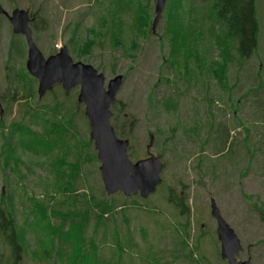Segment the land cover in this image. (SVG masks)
I'll return each instance as SVG.
<instances>
[{"label":"rangeland","instance_id":"374dc122","mask_svg":"<svg viewBox=\"0 0 264 264\" xmlns=\"http://www.w3.org/2000/svg\"><path fill=\"white\" fill-rule=\"evenodd\" d=\"M110 2L113 4L112 1ZM0 3L10 13L16 7H28L36 14L38 13L40 17L43 16V19L46 17L48 20L47 28L41 31L33 30V37L41 52L47 57L58 52L63 46H67L75 61H77V58L73 54V45L68 40L70 29L76 23L74 21L82 18L86 25H91L96 18L90 11H98L100 8V0H0ZM255 4L258 34L257 47L253 55L243 60L242 63L240 60H237L234 64L230 62L229 67L222 70L227 77L224 85L218 84L211 74L209 83L206 81L205 84L208 91L204 84L199 83L197 86L188 88L184 81L178 83L177 89L175 85L177 82L176 74H173L167 65L163 68L165 59H168L171 55L170 51L168 53L167 39H160L161 34L165 35L166 18L164 16H162L156 30L152 31L149 38L145 35L141 36L137 50L138 55L135 58L125 55L121 48H114L110 45V39L107 37L103 40L105 42L104 47L95 45L88 54L80 59V61L90 63L98 70L100 68V72H103L106 76V85L110 77L120 73L124 75L123 84L118 89L117 99L111 110L113 113L121 111L118 119L119 127L128 129L132 123L131 120H133V123L136 122L134 134L130 137L132 153L136 156L132 155L130 158L135 161L137 157L146 155L145 150L151 149L150 151L160 156L164 163L162 182L149 195V199L144 201L147 205L157 207L156 211L148 210L152 211L154 213L152 216L158 218L164 226L156 229L155 225L152 224V217L149 218L146 212L139 208L130 209L128 213L131 217L132 226L140 223L149 226L151 231L148 242L156 241L155 248L162 247L168 242L170 248L173 246L175 250L182 249L184 245L188 251L187 243L189 244V240H186V235L179 231L181 226H179V219H177L182 217V213L175 211L166 202L168 196L167 185L175 186V191L179 194H188L187 203L191 208V220L194 223V235L190 239V243H192L190 247L198 248V250L196 249V255L198 259H203V264H228L221 256L222 247L217 236V220L211 211L213 200H215L223 217L241 240L242 249L237 258L239 260L250 259L251 264H264V0H255ZM107 5L104 7L106 15H108ZM192 6L198 8L200 17L207 19L206 23L199 26L200 29L194 30L193 33V27H189V37L192 39L195 50L201 48V57L205 65H208L207 72L210 73V65L213 64L214 57L220 59L219 50L211 51L206 47L199 46L198 37L202 42L203 38L209 37L212 33L208 21L211 10L203 7L201 2H196V5L187 4L186 8L189 9ZM114 8H116L115 3L112 10ZM152 11L154 12V3ZM136 16L137 14L133 11L131 15L125 16L126 29L135 20ZM7 19L6 15H0V94L4 93L8 86L14 90L13 85L15 83L9 81L13 79L14 73L17 71L22 73L27 69V42L23 36L20 37V35L13 32L12 25ZM16 39L23 41L21 45H16L17 55L11 49V45L16 42ZM230 42L233 43V41H229L228 44ZM60 43L61 47L58 48ZM54 48H57L56 52H52L55 51ZM180 48L182 51L183 43L181 41ZM182 54L183 52H180L179 62ZM190 54L192 53L190 52ZM194 59L192 61L191 58L186 60L193 71L196 69L195 62L197 58L194 57ZM170 61L171 59H169ZM161 72L164 76L170 77L168 82L170 84L160 81ZM208 73L206 74L209 75ZM38 85L37 82L35 86L37 93ZM168 94H172L179 99L182 106L181 112L167 114L161 111L157 115H154L153 110L150 112V95L160 98ZM47 95L46 92L43 97H40L38 93L37 100L40 99L43 103L48 102L53 98V95L48 97ZM77 96L78 94L76 98ZM208 96L214 98L212 106L209 105L208 99H206ZM22 101L14 102L12 112L7 109L5 103L1 102L0 117L3 115V118L9 119L8 121L19 119L21 116L19 105ZM82 107L84 109L83 104H79L77 107L78 128L80 132L82 128L85 129V133L83 132L84 135H82L90 137L91 129L88 132V121L87 119L83 121L81 117ZM152 116L156 118H152ZM112 118L111 123L114 120ZM179 118H182L181 120L185 126L179 128L177 136L170 137L167 140L169 127L176 124ZM213 118L216 119L215 122L225 121L224 123L229 127L228 134L230 132L232 134L229 135L227 145H223L224 138L219 135L218 140L216 139L213 144L209 142L206 145L207 149L201 152L198 149L200 147L198 140L200 137H193L194 139L190 140L184 131H187V134L191 133L192 130L189 126H192L196 120L198 123L205 124L206 119L211 120ZM237 128H240V130H237ZM1 129L0 127V131ZM159 129L162 131L160 132ZM206 129L208 131L204 132L201 137L209 136L210 138V127L209 129L206 127ZM151 135L154 136L152 140L150 139ZM2 141L0 134V201H2V194L5 201L14 192L12 188L22 192L21 186L23 184L28 185L27 190L30 194L42 198L44 192L42 186L38 184V175L50 176L47 169L45 170L34 164L36 173L28 175L23 183L20 182L19 184L15 182L17 177L14 172L6 169L9 177L7 180L2 169L6 162L5 155L1 153ZM221 149H223V152L215 154V151ZM203 153L205 159L208 160L206 164L210 167L211 162V168L215 173L210 171L205 176L197 169L198 158ZM26 157L23 155V159ZM12 160L15 162L14 158ZM217 163H219V167ZM99 166L100 163L96 167L98 172H94L92 177V187L97 192H102ZM21 168L26 171L25 167L21 166ZM17 193H14L16 200H18ZM56 198H63V196L59 195ZM151 201L156 204H152ZM3 206L5 205L3 204ZM22 209L23 207L17 202L15 219L20 224H24L25 219L26 222L35 221L32 215L28 216V212H25L26 209ZM25 234L30 239V245L21 264H54V260L59 257V252L55 250L50 256H46L42 252L44 248L52 251V243L48 233L38 229L36 235L31 233V230H26ZM138 239L141 240L140 237ZM142 242V244L146 243L145 241ZM7 246L8 244H4V240L0 236V264H9L10 247ZM101 249L100 255L102 258L115 264H154L155 256L159 252L154 251L153 255L149 257L147 255L149 244L146 247H139L137 250L139 253L129 249L128 245L117 249L108 244ZM41 253L46 256L45 262H39ZM169 257L171 256L168 254ZM187 263L190 264L188 261ZM192 264L196 263L192 262Z\"/></svg>","mask_w":264,"mask_h":264},{"label":"trees","instance_id":"16d2710c","mask_svg":"<svg viewBox=\"0 0 264 264\" xmlns=\"http://www.w3.org/2000/svg\"><path fill=\"white\" fill-rule=\"evenodd\" d=\"M156 1L100 0L99 10L90 11L96 18L91 25H86L82 18L74 21L76 23L70 29L68 40L73 45L72 50L77 58L76 60H80L82 56L88 54L95 45L104 47L105 42L103 40L107 37L110 39V45L114 48H121L125 55L135 58L138 55L137 50L141 36L145 35L149 38L153 31ZM167 1L162 15L166 18L165 35L161 34L160 39H167L168 53L170 51L171 55L168 59H165L163 68L167 65L169 70L176 74L177 82L175 85L177 89L180 81H184L188 88L197 86L199 83L205 86L207 82L209 83L211 74L218 84L224 85L227 77L222 70L227 69L230 62L234 64L237 60H240L242 63L243 60L253 55L257 47L258 34L255 0ZM196 2H201L203 7L211 10L208 21L212 33L209 37L203 38L202 42L198 37L199 46L206 47L211 51L219 50L220 59L214 57L213 64L210 65V73L207 72L208 65H205L201 57V48L195 50L192 39L189 37V27H193V33L194 30H199L198 27L204 25L207 21V19L199 16L197 7L186 8L187 4L196 5ZM114 3L118 12L116 8L112 10ZM153 3L154 12L152 11ZM105 5L108 6V15L104 13ZM132 11L137 16L135 22L132 21L127 30L125 16L131 15ZM40 19L42 23L37 25ZM31 25L34 30H45L48 26V20L46 17L43 19V16L40 17L39 15L37 20H32ZM24 40L26 41L25 38ZM180 41L183 43L182 51L180 50ZM229 41H233V43L228 44ZM22 43V40L16 39V42L11 45V49L16 55L18 53L17 46ZM54 50L52 52H56L57 48H54ZM180 52H183V54L179 62ZM194 57L197 58L196 62L198 64L195 62L196 69L193 71L186 60L191 58L192 61ZM169 59H171L170 62ZM175 68L178 69L174 70ZM161 76L160 81L170 84L168 83L170 77L163 74ZM9 82L15 83L13 85L14 90L8 86L6 91L0 94V103H5L7 109L12 112L14 102L23 101L19 105L21 112L19 119L8 121L9 119L3 118V115L0 117V127L2 128L0 134L3 139L1 153L5 155L6 159L2 167L4 175L8 180L6 169H10L17 177L15 182L17 184L23 183L28 175L36 173L34 164L45 170L47 169L50 174L47 177L38 175V184L42 186L44 192L42 198L30 194L27 190V184L21 186L22 192L12 188L14 192L5 201L3 194L1 196L0 236L3 238L4 244L6 243L10 247L9 264H21L30 245V239L26 237L25 231L31 230V233L36 235L38 229L46 231L52 243V251L44 248L42 250L45 253L44 255L50 256L55 250L59 252V257L54 260V264H115L107 262L100 255L101 248L108 244L117 249L128 245L129 249L136 251L135 253L138 252L139 247H146L149 244V251L147 252L149 257L153 255L154 251H159L158 255L155 256L154 264H188L187 261L190 264L192 262L203 264V259H198L196 255L198 248L190 247L192 246L190 239L194 235V223L191 220V208L187 203V193L181 195L175 191V186L167 185L168 196L166 202L175 211L182 213V217L177 219H179V226H181L179 231L186 235V240H189V244L187 243L188 251L183 244L182 249L175 250L173 246L170 248L168 242L162 247L155 248L156 241L148 242L151 231L149 226L142 223L136 226L133 224L132 226L131 217L128 213L130 209L135 210L137 208L146 212L149 218L152 217V224L155 225L156 229L164 226L158 218L152 216L154 214L152 211H156L157 207L144 203L150 196L142 197L137 194L128 197L122 192L109 194L101 177L99 178L102 183V192H97L92 187V177L94 172H98L96 167L101 162L98 159L94 140L91 137L83 136L85 129L82 128L83 130L81 129L80 132L78 128L77 107L80 104L76 98L79 93L77 92L78 87L67 92L61 85L57 84L47 92V97L53 95V98L43 103L40 99L37 100L38 93L35 86L38 81L27 69L22 73H18V71L14 73L13 79ZM205 88L208 91L206 86ZM206 99H208L209 105L212 106L214 98L208 96ZM150 107V112L153 110L154 115L161 111L167 114H177L182 109L179 99L172 94L160 98L150 95ZM119 113H113L112 119L114 120L112 124L119 137L130 140V137L134 134L136 122L133 123V120H131L132 123L128 129L119 127ZM81 117L83 121L87 119L89 132L91 128L85 113V106L84 109L82 107ZM152 118L156 117L152 116ZM181 119L179 118L176 124L169 127L167 140L170 137L177 136L179 128L185 126ZM215 120L214 118L211 120L206 119L205 124L198 123L196 120L192 126H189L192 130L191 133L187 134V131H184L190 140H193V137H200L198 139L200 146L198 149L201 152L207 149L206 145L209 142L213 144L216 139L218 140L219 135L224 138L223 145H227L229 135L232 134V132L228 134L229 127L224 123L225 121L215 122ZM206 127L208 129L210 127V138L209 136L201 137L204 132L208 131ZM237 130H240V128H237ZM159 131L162 130L159 129ZM131 146L132 143L129 146V155L136 156L132 153ZM222 150L215 151V154L221 153ZM23 155L27 157L23 159ZM206 159L203 153L196 164L197 169L205 176L210 171L215 173L211 168V162L210 167L206 164V161H208ZM213 163L216 165L215 162ZM21 166L25 167L26 171H23ZM217 166L219 167V163H217ZM14 193L18 194V200H16ZM59 195H62L63 198L57 199L56 196ZM17 202L23 207L22 210L26 209L25 212H28V216L32 215L34 217L35 221L26 222L25 219V223L20 224L15 219ZM152 204L156 203L152 202ZM135 216L138 218L136 214ZM138 237L146 243L142 244L143 242ZM171 244L173 245V243ZM168 254L171 257L168 258ZM44 255L40 254L39 262L46 261Z\"/></svg>","mask_w":264,"mask_h":264},{"label":"water","instance_id":"95a60500","mask_svg":"<svg viewBox=\"0 0 264 264\" xmlns=\"http://www.w3.org/2000/svg\"><path fill=\"white\" fill-rule=\"evenodd\" d=\"M167 0L156 1L153 31L156 30L165 10ZM0 14L8 17L15 34H22L28 45L26 66L37 79L40 97L59 84L65 91L79 87L78 102L84 104L90 123V137L94 140L100 160V172L107 193L122 192L126 196L139 194L148 197L162 182L164 163L154 154L132 160L129 155L130 140L119 138L111 123V107L117 99L124 75L106 76L90 63L77 60L67 46L58 52L44 56L33 37L32 17L28 8L16 7L10 13L0 3ZM212 215L217 220V233L221 242V256L228 264H251L249 260H238L242 243L235 230L223 217L215 200L211 205Z\"/></svg>","mask_w":264,"mask_h":264},{"label":"flooded vegetation","instance_id":"af4514ba","mask_svg":"<svg viewBox=\"0 0 264 264\" xmlns=\"http://www.w3.org/2000/svg\"><path fill=\"white\" fill-rule=\"evenodd\" d=\"M27 8H28V7H27ZM27 8H26V9H27ZM28 10H30V15H31L32 19H34V21L37 20L39 16H38L36 13H33V12H32V9L28 8ZM0 15H1V14H0ZM6 17H7V16H6ZM7 18H8V17H7ZM7 20H8V19H7ZM9 22H10V21H9ZM31 23H32V22H31ZM40 23H42L41 19L38 20L37 25H39ZM31 27H32V25H31ZM33 30H34V29H33ZM16 35H20V36H23V37L25 38V36L22 35V34H16ZM25 39H26V38H25ZM150 139H151V140L154 139V136L151 135V136H150ZM151 143H153V142L151 141ZM130 145H131V140H130ZM150 150H151V149H149V150H145V151H146V155H144L143 157H140L139 159L149 157V156L152 155V154H154L155 156H157L155 153L151 152ZM157 157H159V158L161 159L160 156H157ZM161 160H162V159H161ZM162 163H163V160H162ZM217 236H218V233H217ZM238 260H239V259H238ZM242 260H244V259H242Z\"/></svg>","mask_w":264,"mask_h":264},{"label":"built area","instance_id":"2783aa9c","mask_svg":"<svg viewBox=\"0 0 264 264\" xmlns=\"http://www.w3.org/2000/svg\"><path fill=\"white\" fill-rule=\"evenodd\" d=\"M61 47V43H60V45H58V48H60Z\"/></svg>","mask_w":264,"mask_h":264}]
</instances>
